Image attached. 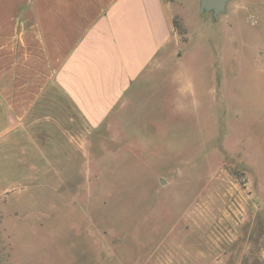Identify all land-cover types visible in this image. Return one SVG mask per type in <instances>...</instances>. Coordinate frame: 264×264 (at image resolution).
I'll return each mask as SVG.
<instances>
[{
	"label": "rangeland",
	"instance_id": "rangeland-1",
	"mask_svg": "<svg viewBox=\"0 0 264 264\" xmlns=\"http://www.w3.org/2000/svg\"><path fill=\"white\" fill-rule=\"evenodd\" d=\"M262 3H187L98 131L49 91L32 113L55 150L0 143V264H264Z\"/></svg>",
	"mask_w": 264,
	"mask_h": 264
},
{
	"label": "crops",
	"instance_id": "crops-1",
	"mask_svg": "<svg viewBox=\"0 0 264 264\" xmlns=\"http://www.w3.org/2000/svg\"><path fill=\"white\" fill-rule=\"evenodd\" d=\"M248 1L228 0L233 21ZM187 3L199 7V0H0V143L28 150L32 137L31 150H55L36 143L52 118L32 113L51 90L86 130L110 125L154 71L174 22L184 25Z\"/></svg>",
	"mask_w": 264,
	"mask_h": 264
},
{
	"label": "water",
	"instance_id": "water-1",
	"mask_svg": "<svg viewBox=\"0 0 264 264\" xmlns=\"http://www.w3.org/2000/svg\"><path fill=\"white\" fill-rule=\"evenodd\" d=\"M228 0H199V11L205 15L212 14L217 19L226 10Z\"/></svg>",
	"mask_w": 264,
	"mask_h": 264
}]
</instances>
